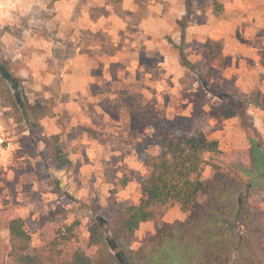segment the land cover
Instances as JSON below:
<instances>
[{"label": "rangeland", "instance_id": "rangeland-1", "mask_svg": "<svg viewBox=\"0 0 264 264\" xmlns=\"http://www.w3.org/2000/svg\"><path fill=\"white\" fill-rule=\"evenodd\" d=\"M219 1L217 14L214 0H0V264L9 207L31 224L32 249L80 221L65 249L95 253L91 227L101 219L109 234L112 218L139 202L144 155L160 151V129L198 126L218 139L225 160L251 161L247 130L223 116L216 92L244 99L260 88V102L246 109L264 153V0ZM54 135L70 151L62 171L43 157ZM261 184L250 201L264 215ZM185 219L179 204L164 217ZM126 247L136 264L200 257L186 244L159 243L153 222ZM260 252L253 256L264 264V236Z\"/></svg>", "mask_w": 264, "mask_h": 264}, {"label": "trees", "instance_id": "trees-1", "mask_svg": "<svg viewBox=\"0 0 264 264\" xmlns=\"http://www.w3.org/2000/svg\"><path fill=\"white\" fill-rule=\"evenodd\" d=\"M213 4L216 13H222L223 2L214 0ZM188 5L191 8V2ZM2 72L5 69L1 66ZM204 82L207 85L205 79ZM215 94L225 103L223 116L238 118L247 130L252 144L251 161L225 160L218 139L198 126L160 129L157 133L160 151L144 155L147 172L141 179L139 202L126 205L112 218L109 234L105 233L101 219L91 227L89 244L96 248L95 253L81 247L72 252L65 249V244L79 237L80 221L61 225L53 237L43 238L32 249L31 224L9 207L6 264H136L133 257V261L128 260L130 253L126 246L145 222L155 224L159 243L186 244L198 253L199 258L190 257L197 264H236L238 260L260 264L253 255L261 253L264 215L253 206L250 197L263 190L264 153L257 128L247 118L246 107L260 102L262 93L255 87L244 99ZM15 101L18 108L19 102L16 98ZM27 118L31 128L38 132L37 113L31 112ZM39 139L38 135L36 141ZM43 157L55 171L70 166V151L59 135L46 139ZM207 167L211 168L210 177L204 176ZM178 204L186 219L165 221L168 211ZM117 245L122 248L119 255L113 252ZM234 251L237 256L233 258Z\"/></svg>", "mask_w": 264, "mask_h": 264}]
</instances>
